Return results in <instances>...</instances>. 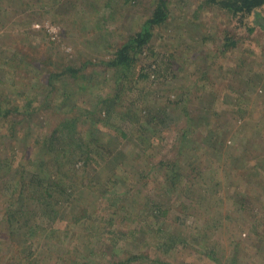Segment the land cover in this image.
Here are the masks:
<instances>
[{
  "label": "rangeland",
  "instance_id": "obj_1",
  "mask_svg": "<svg viewBox=\"0 0 264 264\" xmlns=\"http://www.w3.org/2000/svg\"><path fill=\"white\" fill-rule=\"evenodd\" d=\"M152 1L0 0V264H264V25L171 0L113 103L104 62ZM30 172L86 216L10 218Z\"/></svg>",
  "mask_w": 264,
  "mask_h": 264
},
{
  "label": "trees",
  "instance_id": "obj_2",
  "mask_svg": "<svg viewBox=\"0 0 264 264\" xmlns=\"http://www.w3.org/2000/svg\"><path fill=\"white\" fill-rule=\"evenodd\" d=\"M203 2L215 6L218 10L228 12L232 17H237L239 20L251 16L256 23L264 25V20L260 14L261 9L264 8V0H203ZM170 3L171 0H153L151 16L143 22L141 29L139 28V30L135 31L133 35L126 36V40L114 47L113 52L105 60L104 66L111 69L115 75L114 78H112L115 90L112 92V98H110L113 103H115L120 97L119 93L122 86H124V84L119 81L121 78H126L131 74L132 68H134L137 63L138 55L151 45L153 29L167 21L169 17ZM105 6H107V4H105ZM109 14L112 15L113 12H109ZM230 41L233 40L230 39ZM224 50H226L225 47ZM156 64L157 63H150L149 66L153 65L156 68ZM77 72L78 69L71 68V66H66L63 70V74L75 75ZM65 124L72 125L73 120H70ZM42 147L44 149L46 148L45 145ZM94 147H96V145L91 146L87 143L82 144V140L80 139L78 148L81 149V152L79 155L83 154L84 156L89 157L92 154L100 153V151ZM46 149L50 152L48 148ZM57 164H60V162ZM60 171H62L61 168ZM171 175V180H176L175 175ZM80 181H83L82 176ZM17 182L18 183L15 184L16 194L11 192L8 195L9 197H12L10 199L11 203L17 206L15 207V205L8 203L5 213L10 215V218L12 216L16 218L22 217L27 220L30 219L31 213H29V206L37 204L38 208L41 209L40 216H42L49 225L48 229L49 234L51 235V227L57 222H62L65 217L73 218L71 224H77L79 220L86 216L84 208L79 206L82 202V198H80L79 194L80 192L76 194V184L71 181L68 174H44L41 176L40 174H33L32 172L31 174L19 176ZM66 205L71 206L72 208L71 211L64 214L62 210ZM32 230V237H40L41 232H38L36 229ZM45 231L46 230H44V232ZM45 243L47 245L46 247H48L49 245L47 242ZM135 257L136 256L127 258L126 261H124V259L123 262H119L118 264L129 263L133 261Z\"/></svg>",
  "mask_w": 264,
  "mask_h": 264
}]
</instances>
